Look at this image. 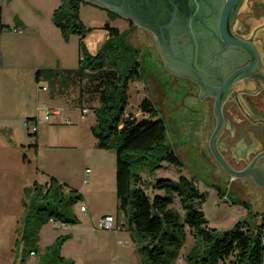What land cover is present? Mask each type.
I'll use <instances>...</instances> for the list:
<instances>
[{"label": "rangeland", "instance_id": "374dc122", "mask_svg": "<svg viewBox=\"0 0 264 264\" xmlns=\"http://www.w3.org/2000/svg\"><path fill=\"white\" fill-rule=\"evenodd\" d=\"M61 2L0 0V22L6 24V32L11 33L8 35L10 43H16L19 46L18 53L24 55L23 59L14 57L10 61L9 91L14 96H22L31 106L34 105L42 115L36 117L38 120L45 117L47 110L62 109L64 112L60 117L52 115L49 122L38 127L43 135L39 160L31 152L30 155L26 153V163H20L17 150L7 164H0V264H42L46 249L60 238L63 239L60 254L72 264H142L137 244L118 245L103 230H95L85 222L81 211L87 196L83 187L90 183L85 177L87 167L95 170L96 177L101 181L98 193L90 194L95 205L102 208L116 202V195L114 200L109 191L105 194L106 181L108 187L110 184L115 185L116 192L115 151H91V148L83 147L80 140L69 136L72 129H77L86 138L85 133L96 124L94 110L100 106L98 96L90 92L91 86L87 80L68 81L65 84L51 83L46 79H42L40 84L36 82L38 69L77 70L80 67L81 39L72 35L69 40H65L53 23V14ZM80 16L88 29L83 40L84 52L92 56L108 45L106 24L121 32L132 28L125 20L113 19L109 12L86 3L81 4ZM16 29L19 32L15 33ZM128 40L129 45L140 50L144 57L148 53H156L154 37L148 32L134 28ZM145 64L146 74L143 73V79L130 84L127 112L137 119L144 118L139 106L145 98L150 97L168 127L169 142L184 164L178 167L165 162L153 179L178 181L180 177H185L193 180L199 192L206 197L202 212L210 227L221 234L233 230L242 222L251 225L254 221L258 222L254 216L264 211V189L253 186L249 181L237 180L231 183L230 177H222L220 169L209 165L204 157L200 145L204 137L203 128H206L202 102L185 95L184 90L179 88L182 82L171 83V78L157 63L155 56H147ZM154 75L158 76L164 87L163 99L152 83ZM82 110L88 111L86 116ZM196 110L199 112L196 113ZM66 119L72 124H66ZM206 153L211 156L208 151ZM50 177L57 178L83 195V200L72 207V213L79 223L70 230L57 229L50 222L45 224L40 232L38 256L28 254L24 260L23 251L18 256L13 252L14 243L12 246L9 231L13 219L22 210L24 190L36 182L46 184ZM175 208L181 216V222L185 224V212L179 203H176ZM17 217L19 224L15 230V239L23 212ZM205 250V243L196 240L186 226L185 241L169 264H190L189 259L193 253L202 254Z\"/></svg>", "mask_w": 264, "mask_h": 264}, {"label": "trees", "instance_id": "16d2710c", "mask_svg": "<svg viewBox=\"0 0 264 264\" xmlns=\"http://www.w3.org/2000/svg\"><path fill=\"white\" fill-rule=\"evenodd\" d=\"M79 0H62L53 14V23L65 40L72 35L81 39L80 67L77 70H38L37 84L42 79L51 83L87 80L91 93L99 98L94 110L96 124L91 132L101 150L116 153L117 211L125 217L133 234L142 264H169L185 241V227L191 235L205 243L204 253H193L190 264H264V221L242 222L226 233L210 227L202 212L206 197L193 180L180 177L153 179L165 162L183 167L169 142L167 126L150 97L145 98L139 111L145 117L137 119L127 112L132 82L143 79L141 52L129 45L132 28L121 32L109 24L107 47L95 56L84 52L83 40L88 29L81 21ZM113 19L118 18L109 13ZM7 29L0 24V32ZM61 81V82H60ZM220 195L222 193L220 192ZM83 195L76 189L50 177L46 184L34 183L24 190L23 217L16 231L13 252L18 256H38L40 232L51 220L75 226L79 223L72 207ZM185 212V224L175 208ZM260 215L254 216L256 220ZM63 239L48 247L42 264H72L61 256ZM23 260V262H24Z\"/></svg>", "mask_w": 264, "mask_h": 264}, {"label": "flooded vegetation", "instance_id": "af4514ba", "mask_svg": "<svg viewBox=\"0 0 264 264\" xmlns=\"http://www.w3.org/2000/svg\"><path fill=\"white\" fill-rule=\"evenodd\" d=\"M224 2L225 0H218L215 4L210 0L201 2L195 0L191 4L195 15L203 18L205 24L195 23L192 20L190 22L191 34L186 33L177 41L178 48H181L184 53H186L185 50H189L188 45L192 47L190 53L184 54L187 63V65H182V69L186 72L184 76L173 73L167 68L165 60L157 48V38L153 33L141 29L130 21H125L130 26H135L154 37L156 53H148L147 56H155L157 63L171 78V83L182 82L183 85L179 88L184 90L185 95L188 94L202 102L203 113L206 115L203 122L206 128H203L204 137L200 145L208 164L219 168L222 177H230L231 183L237 180L249 181L253 186L264 189L257 184L255 178L260 175V172L264 174V156L260 157L264 153V0H241L232 18L230 28L233 37L248 45V48L230 47L221 54L222 48L218 43L221 36L219 16ZM147 56L144 57L141 54L144 73ZM192 62L194 67L196 66L195 71L191 68ZM253 64H255L253 71L246 75L242 70ZM172 65L173 68L178 67L176 62ZM235 72H241L238 79L243 78L233 85V89L227 93L223 100L224 128L217 140V146L224 160L237 172L247 170L260 157L255 162L251 175L243 179L232 178L218 163L210 150V139L218 125L215 108L218 99L212 93H217V90L221 89L220 82L227 80ZM202 80L205 81L208 89L198 83ZM152 83L155 85L159 97L163 99L164 87L158 76L154 75ZM198 112L199 110H196V113ZM198 130L202 132L199 128ZM167 131H169L168 127ZM251 135L255 136L258 145L253 143L248 149L239 150L237 142ZM206 151L211 156H208Z\"/></svg>", "mask_w": 264, "mask_h": 264}, {"label": "water", "instance_id": "95a60500", "mask_svg": "<svg viewBox=\"0 0 264 264\" xmlns=\"http://www.w3.org/2000/svg\"><path fill=\"white\" fill-rule=\"evenodd\" d=\"M82 3H86L105 11L115 13L121 19L130 21L140 27L153 33L157 38V48L163 56L167 68L173 73L184 76L186 72L182 69V65H187L184 54L190 53L192 49L188 45L189 50L184 53L181 48H178L177 41L180 40L186 33L190 32V22L193 20L195 23L205 24L203 18H199L195 15V11L191 7V4L195 0H79ZM205 1V0H200ZM217 3L218 0H210V2ZM241 0H225L221 15L219 16L220 23V38L218 43L221 45V54L228 50L230 47H237L247 49L248 45L236 40L231 33V21L238 8ZM215 3V4H216ZM188 44V43H187ZM190 44V43H189ZM190 56V55H189ZM192 58V57H190ZM176 62L178 67L173 68L172 63ZM191 68L195 71L193 62ZM255 64L244 68L242 71L246 75L253 71ZM197 73V72H196ZM241 72H235L227 80L220 82L221 89L217 90V93H212L218 99L216 103V114L218 125L210 139V150L218 161V163L227 171V173L236 179H243L251 175L255 162L259 160L264 153L258 157L253 166H250L243 172H237L233 170L228 163L222 157L218 146L217 140L224 128V117L222 113L223 100L227 93L233 89V85L239 82L242 78L238 79ZM190 77V76H189ZM194 78V77H193ZM194 80V79H193ZM196 81V80H195ZM198 82V81H197ZM203 88H207V84L202 80L198 82ZM208 89V88H207ZM256 178V182L259 186L264 187V174L260 172Z\"/></svg>", "mask_w": 264, "mask_h": 264}, {"label": "crops", "instance_id": "0c3cea01", "mask_svg": "<svg viewBox=\"0 0 264 264\" xmlns=\"http://www.w3.org/2000/svg\"><path fill=\"white\" fill-rule=\"evenodd\" d=\"M2 22H0L1 24ZM3 25H6L2 23ZM9 34L6 32V29L0 32V41H1V57H0V164H7L12 155L19 151L18 153V162L26 163L28 156L31 152H34L37 160L40 159V151L42 137L43 135L39 132V124L38 119L36 117H41V113L37 111L34 105L31 106L28 102L26 103L25 99L19 94L12 95L9 91V73L11 70L10 61L14 60L15 58L23 59L24 55L19 54V46L16 43H10L9 41ZM40 70V69H38ZM37 70V71H38ZM37 73V72H36ZM41 115V116H40ZM57 117V116H56ZM28 124V125H27ZM35 126V128H34ZM94 126V125H93ZM90 131L86 132V138H83V135L79 133L77 129H72L69 136L74 138L75 140H80L81 145L85 148L98 149L97 141L94 138L91 128ZM33 127V128H32ZM34 134V135H33ZM36 138L33 140L32 138ZM255 143L258 145V141L256 140L254 135H251L248 138H243L237 145L239 150L248 149L250 145ZM224 146V144H223ZM99 150V149H98ZM97 151V150H94ZM22 155V157H21ZM87 170H90V174L87 175L86 173V180H90V183L86 184L83 187L85 190V194L87 195L85 198V204L82 205L87 208V212L84 214V220L88 224H91L94 228H96L100 221L106 216H116L118 221H125V217L122 214H118L117 211V196L116 202L111 205L103 206L102 208H98L94 201L91 200L90 194H97L98 190L101 188L100 184L101 181L96 177V171L91 170L90 167H87ZM87 172V171H86ZM110 180V179H109ZM87 181V182H88ZM112 182V180H110ZM109 182V183H110ZM108 183L106 181V192L109 191V194L115 200V185L107 186ZM85 188V189H84ZM109 188V189H108ZM104 191V190H103ZM101 192V190H100ZM113 193V194H112ZM111 199V201H112ZM81 207V208H82ZM22 210L16 215V218L13 219V226L10 229V240L11 245L13 246L14 239H15V230L18 226V220L21 215ZM260 215H264V211L257 213ZM51 223V222H50ZM118 226V223L116 224ZM99 231V230H98ZM107 237H110L112 241H116L118 245H126L132 246L135 245L133 234L128 230V227L123 228L120 232L116 231H104ZM123 249V248H122Z\"/></svg>", "mask_w": 264, "mask_h": 264}, {"label": "built area", "instance_id": "2783aa9c", "mask_svg": "<svg viewBox=\"0 0 264 264\" xmlns=\"http://www.w3.org/2000/svg\"><path fill=\"white\" fill-rule=\"evenodd\" d=\"M14 32H19L18 29L14 30ZM0 57H1V41H0ZM63 111L62 109H56L54 111L51 110H47L46 115L44 118L40 119L38 121L39 125L45 124V122H49L50 121V117L52 115L60 117L63 116ZM82 113L84 116L87 115L88 111L87 110H82ZM66 124H72V122L68 119L65 120ZM28 125V124H27ZM87 175L90 174V170H87ZM88 180V179H87ZM86 180V181H87ZM81 211L83 213L87 212V208L85 206H83L81 208ZM264 221V217L263 216H259L258 218V222L262 223ZM54 227H56L57 229H62V230H70L72 228V225L69 224H65L61 221L58 220H51L50 221ZM118 223V226H116V224ZM127 227L126 226V221H118L117 217L115 216H106L104 217L99 225L95 228V230H103V231H116V232H120L123 228ZM31 256L35 257V254H32ZM181 261V260H180Z\"/></svg>", "mask_w": 264, "mask_h": 264}]
</instances>
